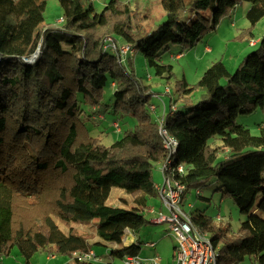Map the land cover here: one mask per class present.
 <instances>
[{
    "label": "trees",
    "instance_id": "1",
    "mask_svg": "<svg viewBox=\"0 0 264 264\" xmlns=\"http://www.w3.org/2000/svg\"><path fill=\"white\" fill-rule=\"evenodd\" d=\"M244 1L250 2L246 18L251 24L245 32L254 39L252 28L264 17V0H214L210 13L211 0H161L167 19L155 29L142 28L144 16L126 0H109L100 12L93 3L59 0L61 27L42 25L46 0H0V254L18 246L25 264L41 249L69 255L77 264H113L110 258L140 254L136 239L122 242L123 229L135 235L147 221L149 198L157 196L153 170L168 156L159 131L163 119L177 140L174 162L186 166L184 173L176 172L186 186L185 196L215 176L246 214L230 236L210 216L193 217L211 233L218 264H238L246 256L264 264V123L254 135L237 121L240 114L264 107V35L236 69L218 59L196 83L179 80L177 98L170 96V109L164 103L156 120L147 107L153 92L129 68V54L120 62L116 53L103 49L108 36L124 39L168 82L173 65L161 61L167 46L193 47ZM186 9L193 17L182 21ZM39 45L34 62L26 61ZM109 80L117 105L132 113L136 123L105 145L87 129L77 95L100 111ZM196 91L201 92L198 101ZM215 138L220 145L210 144ZM113 187L130 194L132 205L124 197L123 205L109 204ZM95 219L98 241L71 227ZM96 244H112L98 254L101 261L72 257Z\"/></svg>",
    "mask_w": 264,
    "mask_h": 264
},
{
    "label": "rangeland",
    "instance_id": "2",
    "mask_svg": "<svg viewBox=\"0 0 264 264\" xmlns=\"http://www.w3.org/2000/svg\"><path fill=\"white\" fill-rule=\"evenodd\" d=\"M45 20L43 26H62L63 8L59 0H46ZM84 5L94 4L96 11H101L109 0H81ZM129 2L131 9L135 13H142V28L155 29L159 24L167 19V13L163 8L161 0H126ZM188 1V0H187ZM214 0L207 9L210 13ZM250 6L249 1L239 3L234 9L230 10L218 24L217 29L207 32L204 37L190 48H182L179 44L170 43L161 55V61L171 63L173 65L174 76L170 81L157 77L153 69L149 67L147 59L143 53L135 48L133 53L129 54V68L135 71L136 77L142 85H149L152 95L148 98L147 107L153 119H157L163 112L164 103L167 109H170L169 103L171 97L177 98V82L182 78H186L190 83H196L204 73L205 69L215 60L223 59L227 66L234 70L243 57L251 50L249 45V36L245 31H249L251 24L246 18V11ZM193 17L191 12L186 9L181 13V20L186 21ZM256 38H261L264 34V17L252 28ZM252 37V38H253ZM119 40L124 41L118 37ZM251 40V39H250ZM259 45L256 46V48ZM245 48V49H243ZM250 48V50H247ZM255 48V49H256ZM241 49V52H240ZM247 50V51H246ZM183 51V52H181ZM181 52V53H180ZM180 53V54H178ZM245 53V54H244ZM238 58V60H237ZM170 90L172 94L167 93ZM115 88L112 81H108L103 88V96L101 99V110L90 105L83 97L78 94L79 104L83 108V120L90 134L98 137L105 144L110 145L122 134L134 128L136 117L125 111L120 105H117L114 95ZM157 93V94H155ZM200 91L194 93V100L200 98ZM156 95V96H155ZM171 96V97H170ZM175 102V101H174ZM150 104H154L157 110L150 109ZM180 105V102L177 103ZM153 106V105H152ZM151 106V107H152ZM181 111L186 108L180 105ZM167 112V110H166ZM239 124L248 127L254 135L260 134V127L264 123V107H259L252 113L240 114L237 118ZM119 124V127L116 126ZM220 139H212L210 144L213 146L220 145ZM155 182L160 183L162 174L159 166L153 170ZM124 196L129 200L128 206L132 205V196L126 193L120 187H113L108 199L109 204L123 205L121 197ZM261 199L259 195L258 200ZM126 205V204H125ZM183 209L191 216L204 213L211 217L214 224L221 226L227 236L233 232H237L241 222L246 219V214L242 213L235 198L227 195L222 189L217 178L214 176L206 183L192 187L184 197L182 202ZM149 206H155L158 212L162 206L161 199L158 196L149 198ZM164 211L166 209L164 208ZM147 221L141 228L135 232L131 238L136 239L140 244V255L151 256L160 255L164 264H176L175 247L177 244L176 237L172 233L169 223H156L153 218L156 213H150V209L144 212ZM261 215L263 213L259 212ZM220 216V218H218ZM98 219L88 224L71 223L74 231L88 235L91 242L100 240L96 233V223ZM61 228L68 232L69 225L59 222ZM211 237V233L208 232ZM154 241L155 247L149 243ZM104 245H93V249L97 254L104 255L107 249L111 247ZM113 264H125L124 259L120 257L110 258ZM0 264H25V259L20 253L18 246L14 247L9 254H0ZM29 264H77L69 255H56L55 258L48 257L47 250L37 251L30 260ZM239 264H257L252 256H246Z\"/></svg>",
    "mask_w": 264,
    "mask_h": 264
},
{
    "label": "built area",
    "instance_id": "3",
    "mask_svg": "<svg viewBox=\"0 0 264 264\" xmlns=\"http://www.w3.org/2000/svg\"><path fill=\"white\" fill-rule=\"evenodd\" d=\"M255 42V39L250 40L251 44H255ZM40 46L33 56L24 59L34 62L40 53ZM103 49H109L116 53L120 62H124L128 54L134 52V48L130 43L112 36H108L105 39ZM151 108L155 109L156 107L153 105ZM116 126L119 127V124L116 123ZM159 131L168 156L159 165L162 180L155 185L162 206L158 212L154 208H148L150 213H156L153 221L156 223H169V227L177 241L175 247L176 264H218V248L214 246L212 238L208 232L200 229L195 224L193 216L186 212L181 205L185 197L186 186L181 180L176 178V172L179 174L184 173L186 166L184 163L175 164L174 162L173 154L177 149V140L168 134L167 129L163 125V119L159 121ZM164 208L166 211H164ZM133 236L134 234L129 228L123 229L122 242L124 244L132 242L131 238ZM149 244L152 247L156 246L154 241H150ZM48 255L49 257H55L52 252H48ZM72 257L79 261L99 262L102 260V257L93 249L74 251ZM123 259L125 264H164L160 255L141 256L140 254H130Z\"/></svg>",
    "mask_w": 264,
    "mask_h": 264
},
{
    "label": "crops",
    "instance_id": "4",
    "mask_svg": "<svg viewBox=\"0 0 264 264\" xmlns=\"http://www.w3.org/2000/svg\"><path fill=\"white\" fill-rule=\"evenodd\" d=\"M248 8H249V7H248ZM263 35H264V34H263ZM263 35H261V38H262ZM254 36H255V35H254ZM253 38L255 39L256 42H255V44H251L250 41H249V40L251 39V38H250L248 41H249V45L252 46V47H251V50H250V48H247V50L252 51L254 48H256V46L258 45V43H259L260 40H261V38H256V37H253ZM243 49H245V48H243ZM247 50H246V51H247ZM250 51H248V53H249ZM240 52H241V49H240ZM178 54H180V53H178ZM244 54H245V53H244ZM237 60H238V58H237ZM209 66H210V65H209ZM205 70H206V69H205ZM112 83H113V82H112ZM160 173H161V172H160ZM156 183H157V182H156ZM157 196H158V195H157ZM122 197H124V196H122ZM122 197H121V198H122ZM121 198H120V199H121ZM124 198H126V197H124ZM149 208H150V209H151V208H154V209L156 210V207H155V206H152V207H149ZM159 210H160V209H159ZM48 257H49V255H48ZM55 257H56V256H55ZM55 257H49V258H55Z\"/></svg>",
    "mask_w": 264,
    "mask_h": 264
}]
</instances>
